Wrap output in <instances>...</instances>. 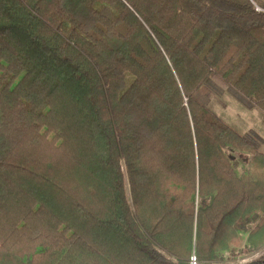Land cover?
<instances>
[{"label": "trees", "instance_id": "trees-1", "mask_svg": "<svg viewBox=\"0 0 264 264\" xmlns=\"http://www.w3.org/2000/svg\"><path fill=\"white\" fill-rule=\"evenodd\" d=\"M263 9L0 0V264H264Z\"/></svg>", "mask_w": 264, "mask_h": 264}, {"label": "rangeland", "instance_id": "rangeland-1", "mask_svg": "<svg viewBox=\"0 0 264 264\" xmlns=\"http://www.w3.org/2000/svg\"><path fill=\"white\" fill-rule=\"evenodd\" d=\"M220 98V97H219ZM214 97L210 106L215 111V113H219L221 117H223L229 124L236 127V129L248 131L250 129H256L258 131H263L264 135V112L259 108L252 106L247 101L239 102L236 97L233 96L232 93H228L227 95L221 98ZM224 103V104H222ZM253 108V109H252ZM264 149V145H263ZM248 161H242L243 169L246 170L249 165H247ZM246 163V164H245ZM264 251V249H263ZM261 253L260 251L248 256L242 257L238 260L240 262H245L251 260L253 257H257Z\"/></svg>", "mask_w": 264, "mask_h": 264}, {"label": "built area", "instance_id": "built-area-1", "mask_svg": "<svg viewBox=\"0 0 264 264\" xmlns=\"http://www.w3.org/2000/svg\"><path fill=\"white\" fill-rule=\"evenodd\" d=\"M261 10V9H260ZM264 10V9H263ZM258 254H256V256H257ZM253 258H255V257H253ZM252 259V258H251ZM198 263V258H197V255L196 254H193L192 256H191V259H190V264H197Z\"/></svg>", "mask_w": 264, "mask_h": 264}, {"label": "crops", "instance_id": "crops-1", "mask_svg": "<svg viewBox=\"0 0 264 264\" xmlns=\"http://www.w3.org/2000/svg\"><path fill=\"white\" fill-rule=\"evenodd\" d=\"M242 131H244V130H242Z\"/></svg>", "mask_w": 264, "mask_h": 264}]
</instances>
